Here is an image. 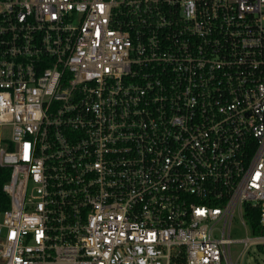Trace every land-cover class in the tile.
Segmentation results:
<instances>
[{"label": "built area", "instance_id": "1", "mask_svg": "<svg viewBox=\"0 0 264 264\" xmlns=\"http://www.w3.org/2000/svg\"><path fill=\"white\" fill-rule=\"evenodd\" d=\"M252 245L264 0H0V264H237Z\"/></svg>", "mask_w": 264, "mask_h": 264}, {"label": "rangeland", "instance_id": "2", "mask_svg": "<svg viewBox=\"0 0 264 264\" xmlns=\"http://www.w3.org/2000/svg\"><path fill=\"white\" fill-rule=\"evenodd\" d=\"M251 235L252 233L246 231L245 227H243L240 223L234 225L233 236L235 238L245 239L247 237H251ZM244 246V243L233 244L234 258ZM237 264H264V253L261 251L259 246L252 245L245 258L243 260L240 259Z\"/></svg>", "mask_w": 264, "mask_h": 264}, {"label": "trees", "instance_id": "3", "mask_svg": "<svg viewBox=\"0 0 264 264\" xmlns=\"http://www.w3.org/2000/svg\"><path fill=\"white\" fill-rule=\"evenodd\" d=\"M245 209L249 226L252 227V232L254 234L260 233L261 227L259 226V211L249 206H246ZM259 248L264 253V245H259Z\"/></svg>", "mask_w": 264, "mask_h": 264}]
</instances>
